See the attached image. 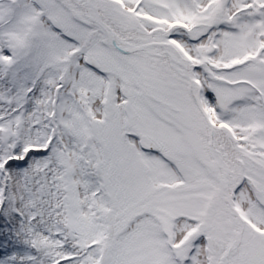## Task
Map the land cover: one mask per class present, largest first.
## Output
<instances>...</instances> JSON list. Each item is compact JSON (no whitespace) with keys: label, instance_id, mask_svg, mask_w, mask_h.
Masks as SVG:
<instances>
[{"label":"snow or ice","instance_id":"1","mask_svg":"<svg viewBox=\"0 0 264 264\" xmlns=\"http://www.w3.org/2000/svg\"><path fill=\"white\" fill-rule=\"evenodd\" d=\"M0 264H264V0H0Z\"/></svg>","mask_w":264,"mask_h":264}]
</instances>
